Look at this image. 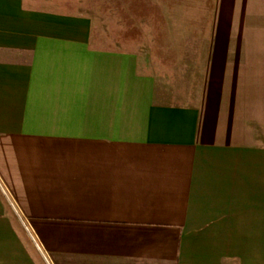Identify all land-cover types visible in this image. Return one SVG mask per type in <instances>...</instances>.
<instances>
[{
	"label": "crops",
	"instance_id": "obj_1",
	"mask_svg": "<svg viewBox=\"0 0 264 264\" xmlns=\"http://www.w3.org/2000/svg\"><path fill=\"white\" fill-rule=\"evenodd\" d=\"M91 11L0 0V264H264V0L157 62Z\"/></svg>",
	"mask_w": 264,
	"mask_h": 264
},
{
	"label": "rangeland",
	"instance_id": "obj_2",
	"mask_svg": "<svg viewBox=\"0 0 264 264\" xmlns=\"http://www.w3.org/2000/svg\"><path fill=\"white\" fill-rule=\"evenodd\" d=\"M88 1L92 8L93 33L107 36L111 40L107 44L123 50L152 49L154 52L148 59L154 62L162 56L164 60H174L169 57L173 56L172 51L194 50L199 42L192 37L208 33L212 13V0ZM114 36L119 39L116 43ZM179 38L187 40L178 41ZM143 59L147 66V57Z\"/></svg>",
	"mask_w": 264,
	"mask_h": 264
}]
</instances>
